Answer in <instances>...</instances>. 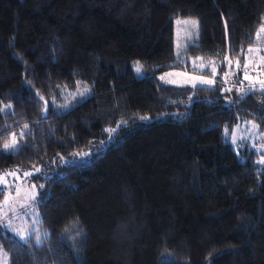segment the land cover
Masks as SVG:
<instances>
[{"label":"trees","instance_id":"16d2710c","mask_svg":"<svg viewBox=\"0 0 264 264\" xmlns=\"http://www.w3.org/2000/svg\"><path fill=\"white\" fill-rule=\"evenodd\" d=\"M255 8L0 0V143L24 127L0 150V176L33 182L37 214L23 239L0 234L6 264H264V159L229 133L248 120L264 133V91L220 81L256 43ZM179 15L199 30L176 58L156 41ZM183 67L215 68L214 83L159 77Z\"/></svg>","mask_w":264,"mask_h":264},{"label":"rangeland","instance_id":"374dc122","mask_svg":"<svg viewBox=\"0 0 264 264\" xmlns=\"http://www.w3.org/2000/svg\"><path fill=\"white\" fill-rule=\"evenodd\" d=\"M255 2V16H258L260 20L256 23L254 38L256 43L249 47L253 49L252 52H247L245 58L240 62L241 68V80L239 83H233L229 79L231 73L236 71V61H233L230 66L229 61L226 62L225 70L221 75L220 81L224 84L225 89L231 90L232 86H251L260 85V81H264V32H261L260 37H257V33L260 32L262 26H264V0H254ZM260 3V4H259ZM260 7H258L259 5ZM258 5V6H257ZM195 21L196 25L193 26L192 22ZM169 30L171 33L170 38L166 39L165 44L160 45L159 39L163 38V34ZM198 22L194 16L191 15H179L173 19V21L162 32L156 46L162 50L164 54L174 55L177 57L182 56L186 46L189 43L195 42L198 34ZM181 59V58H179ZM248 63L247 75L248 79H245V70L243 65ZM137 62H132V65L128 67V88H132L133 84L131 79H134L136 73ZM205 63L199 65L203 67ZM170 74V75H166ZM159 77H164V81H172L174 84H200L199 78L214 80V75H206L200 72H192L183 67L180 69H173L159 74ZM238 84V85H237ZM71 95V93H70ZM23 126L17 127L15 133L7 135L6 140L1 141L0 150L3 151H15L19 145V140L16 135L19 131L23 130ZM233 142L241 143L242 140H246L250 146L254 147L257 152L260 153V160L264 159V133L258 132L251 121L240 122L237 126L229 131ZM13 139L16 141L14 148L5 149L3 145L5 143L11 144ZM262 152V153H261ZM3 176V175H2ZM6 183H0V189L3 190L0 198V234L9 232L10 234L20 237L18 233L23 236L29 231L35 228L37 214L34 213L33 200L35 197L36 188L31 180L21 177L19 173L14 175L4 176ZM8 197V203L4 204L5 198ZM34 231V230H32ZM7 263V251L0 246V264Z\"/></svg>","mask_w":264,"mask_h":264},{"label":"snow or ice","instance_id":"6c2138e0","mask_svg":"<svg viewBox=\"0 0 264 264\" xmlns=\"http://www.w3.org/2000/svg\"><path fill=\"white\" fill-rule=\"evenodd\" d=\"M192 24H193V26H195V25H196V22L193 21ZM261 32H264V26H262L260 32L257 33V37H258V38L260 37ZM248 51H249V52H252L253 49L249 48ZM226 59H227V58H226ZM229 63H231V61H229ZM236 66H237V68L240 67L239 61H237ZM141 68H142V66L139 64V62H137V64H136V69H135L136 72H137V73H140V72H141ZM243 68H244V70H245V79H248V75H247L248 63H247V62L243 65ZM212 74L215 75V68H213V70H212ZM166 75H170V74H166ZM161 79L163 80L164 77H161ZM199 79H200V82H201V83H205V84H212V83H214V81H213V80H210V79H204V78H202V77L199 78ZM168 82L171 83L172 81H168ZM259 83H260V88H261V90L264 91V81H260ZM193 86H195V85H193ZM6 107H9V108H10L11 105H6ZM3 110H4V109H0V111H3ZM141 118H142V119H146V117H141ZM25 127L27 128V125H25ZM253 127H255V125H253ZM15 145H16V141H15V139H13V141H12L11 144H9V143H5V144L3 145V147H4L5 149H8V148H14ZM37 171H39V169H37ZM11 174L14 175L15 173H11ZM25 175H31V173H25ZM0 183H6L4 176H0ZM33 187H35V186H33ZM7 203H8V197H6L5 200H4V204H7ZM0 210H2V209H0ZM2 218H3V217H0V219H2ZM18 235H20V238H21V239L24 238L22 234L18 233ZM37 241L39 242V237H37ZM4 256H5V264H6V254H4Z\"/></svg>","mask_w":264,"mask_h":264}]
</instances>
